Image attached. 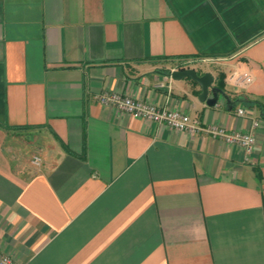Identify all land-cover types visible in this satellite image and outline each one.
Returning <instances> with one entry per match:
<instances>
[{
	"label": "crops",
	"instance_id": "obj_1",
	"mask_svg": "<svg viewBox=\"0 0 264 264\" xmlns=\"http://www.w3.org/2000/svg\"><path fill=\"white\" fill-rule=\"evenodd\" d=\"M186 69L214 77L217 105L172 79ZM107 91L204 129L259 121L257 148L136 119ZM0 224L17 264H264V0H0Z\"/></svg>",
	"mask_w": 264,
	"mask_h": 264
},
{
	"label": "built area",
	"instance_id": "obj_2",
	"mask_svg": "<svg viewBox=\"0 0 264 264\" xmlns=\"http://www.w3.org/2000/svg\"><path fill=\"white\" fill-rule=\"evenodd\" d=\"M229 81L237 89H246L252 85L254 78L249 72H234ZM98 101L105 107L116 109L136 119L149 121L177 132H186L191 135H196L205 131L213 137L223 139L228 145H237L245 151L249 159L255 153L258 145L257 129L260 127L259 121L253 122V130L249 133L230 134L225 130L218 128L204 129L199 120L191 118V116L180 110L170 109L167 107L159 108L152 104L143 103L129 95L107 91L98 96ZM238 115L241 117L246 116L245 109L240 108L238 110ZM32 164L36 167H40L42 164L41 157L35 156ZM0 264L17 263L13 260V258L0 250Z\"/></svg>",
	"mask_w": 264,
	"mask_h": 264
},
{
	"label": "water",
	"instance_id": "obj_3",
	"mask_svg": "<svg viewBox=\"0 0 264 264\" xmlns=\"http://www.w3.org/2000/svg\"><path fill=\"white\" fill-rule=\"evenodd\" d=\"M172 79L175 81L191 79L198 83L202 89L201 101L209 104L212 102V106L217 105L220 100V95H224L220 89L213 86L214 77L210 73L199 76L194 69L178 70L172 73ZM210 91L213 93L212 96H209Z\"/></svg>",
	"mask_w": 264,
	"mask_h": 264
},
{
	"label": "trees",
	"instance_id": "obj_4",
	"mask_svg": "<svg viewBox=\"0 0 264 264\" xmlns=\"http://www.w3.org/2000/svg\"><path fill=\"white\" fill-rule=\"evenodd\" d=\"M222 79H224V78H223V76H222V75H220V82L222 81ZM256 104H259V105H261V104H260V103H258V102H257Z\"/></svg>",
	"mask_w": 264,
	"mask_h": 264
}]
</instances>
